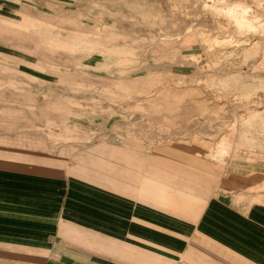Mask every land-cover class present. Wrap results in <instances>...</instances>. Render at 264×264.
<instances>
[{"label": "crops", "instance_id": "obj_1", "mask_svg": "<svg viewBox=\"0 0 264 264\" xmlns=\"http://www.w3.org/2000/svg\"><path fill=\"white\" fill-rule=\"evenodd\" d=\"M43 1L0 0V14L11 22ZM3 37L6 82L14 68L51 87L53 75L33 68L44 53ZM51 103L34 116L0 100V264H264V133L257 149L216 128L213 151L178 149L111 131L90 102Z\"/></svg>", "mask_w": 264, "mask_h": 264}, {"label": "rangeland", "instance_id": "obj_2", "mask_svg": "<svg viewBox=\"0 0 264 264\" xmlns=\"http://www.w3.org/2000/svg\"><path fill=\"white\" fill-rule=\"evenodd\" d=\"M213 1L44 0L36 12L12 13L11 22L0 14V46L5 36L43 52L33 68L56 79L47 87L13 68L18 78L10 84L0 59V100L23 103L34 116L53 100L90 102L92 116H108L111 131L155 134L160 146L208 144L213 151L218 137L206 135L216 128L235 132L238 150L260 148L264 29L235 25L222 7L236 0ZM239 1L250 7L253 23L263 22L264 0ZM33 83L34 93L23 92ZM7 85L11 94L3 93ZM63 108L59 113L69 110ZM116 117L124 123H111ZM60 130L68 133L67 125Z\"/></svg>", "mask_w": 264, "mask_h": 264}, {"label": "bare ground", "instance_id": "obj_3", "mask_svg": "<svg viewBox=\"0 0 264 264\" xmlns=\"http://www.w3.org/2000/svg\"><path fill=\"white\" fill-rule=\"evenodd\" d=\"M215 9H217V8H215ZM222 9L226 14L231 15L234 18V23L237 27L239 25V26H243V27H246V26L251 27L249 30H257L260 28L264 29V20H263V22L261 21L262 23H260V24H255V22L253 23V21H252L253 18L248 16L249 15L248 13H250V7L242 1H239V0L233 1L232 3H229L225 6H223ZM214 11H216V10H214ZM220 11L221 10H219V12ZM250 19H252V20H250Z\"/></svg>", "mask_w": 264, "mask_h": 264}, {"label": "built area", "instance_id": "obj_4", "mask_svg": "<svg viewBox=\"0 0 264 264\" xmlns=\"http://www.w3.org/2000/svg\"><path fill=\"white\" fill-rule=\"evenodd\" d=\"M119 142H122V140H121V139H119Z\"/></svg>", "mask_w": 264, "mask_h": 264}]
</instances>
